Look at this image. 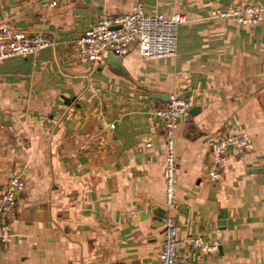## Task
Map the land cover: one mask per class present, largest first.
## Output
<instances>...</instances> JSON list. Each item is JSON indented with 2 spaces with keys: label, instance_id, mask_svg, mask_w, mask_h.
Wrapping results in <instances>:
<instances>
[{
  "label": "crops",
  "instance_id": "1",
  "mask_svg": "<svg viewBox=\"0 0 264 264\" xmlns=\"http://www.w3.org/2000/svg\"><path fill=\"white\" fill-rule=\"evenodd\" d=\"M185 12L172 57L146 59L137 42L120 67L79 60L75 39L100 16ZM264 0H0V26L52 44L0 62V193L13 167L25 189L1 222L0 264H160L164 221L163 119L170 95L195 114L174 130L181 239L218 240L216 252L184 245L194 264H264V19L241 26L210 18L217 6ZM191 108V109H192ZM114 127L110 128L109 124ZM250 134L229 149L221 180H206L219 133ZM165 209V208H164Z\"/></svg>",
  "mask_w": 264,
  "mask_h": 264
},
{
  "label": "built area",
  "instance_id": "2",
  "mask_svg": "<svg viewBox=\"0 0 264 264\" xmlns=\"http://www.w3.org/2000/svg\"><path fill=\"white\" fill-rule=\"evenodd\" d=\"M62 0H50L55 6ZM210 18L226 19L241 26L257 24L264 19V7L258 3L243 5L217 6L210 10ZM189 21L185 12L149 11L137 2L133 8L124 13L105 14L95 21L87 30L78 36L74 44L79 60L88 63H100L113 53L124 56L129 46L136 41L139 52L146 59L172 57L177 50L178 26ZM52 44L51 40L42 33H27L13 29L8 25L0 26V62L11 57L25 58L38 53ZM192 104L189 99L179 95H170L168 101L160 107H153L151 113L163 119L165 133V156L162 170L164 187V208L166 210L161 250L160 264H194L189 261L191 254L181 252L180 247L187 245L200 252H216L220 245L218 240L203 237L181 239L178 226L172 212L177 208V164L174 150V130L181 121L191 117ZM114 127L113 123L109 124ZM239 154L250 151L253 141L246 131L227 129L219 133L212 148L211 159L206 173L210 183L222 179L226 168V157L229 149ZM24 167H13L7 172V182L0 193V237L6 238L8 226L1 219L13 212L17 206L18 194L25 189ZM111 264H126L114 262Z\"/></svg>",
  "mask_w": 264,
  "mask_h": 264
},
{
  "label": "water",
  "instance_id": "3",
  "mask_svg": "<svg viewBox=\"0 0 264 264\" xmlns=\"http://www.w3.org/2000/svg\"><path fill=\"white\" fill-rule=\"evenodd\" d=\"M108 63L113 64V65L121 68L117 58L115 57V55L113 53H111L109 55V62ZM194 112H195V110H194V108H192L191 109V115H194L195 114ZM154 213L163 219L165 217L166 210L164 208L157 207L156 210L154 211Z\"/></svg>",
  "mask_w": 264,
  "mask_h": 264
}]
</instances>
